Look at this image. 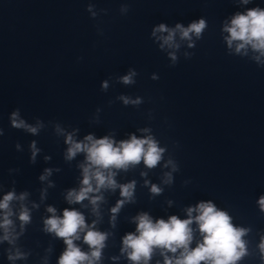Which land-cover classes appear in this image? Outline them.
<instances>
[{"label":"water","instance_id":"95a60500","mask_svg":"<svg viewBox=\"0 0 264 264\" xmlns=\"http://www.w3.org/2000/svg\"><path fill=\"white\" fill-rule=\"evenodd\" d=\"M256 7L264 0H0V186L122 97L223 52L224 24ZM199 19L207 22L201 38L177 32L178 48H161L157 37L167 33L152 34L162 23L171 29ZM130 71L133 83L124 84ZM13 112L37 132L13 127Z\"/></svg>","mask_w":264,"mask_h":264},{"label":"clouds","instance_id":"9594fccd","mask_svg":"<svg viewBox=\"0 0 264 264\" xmlns=\"http://www.w3.org/2000/svg\"><path fill=\"white\" fill-rule=\"evenodd\" d=\"M250 0H241V3L248 4ZM207 28L205 19L191 22L187 27L177 23L175 28H168L165 24H160L153 30V35L157 32L167 33L157 37L161 40V48L179 47L175 43L176 33L179 32L181 39L191 41L194 34L197 39L201 38L202 33ZM223 31L228 35L225 37L229 49L235 45V53L247 55L249 50L255 53L252 59L257 62L264 57V9L259 7L248 9L245 13H236L229 23H225ZM195 45L190 43L189 47ZM173 61L176 56L169 54ZM136 73L130 71L128 75L121 77L124 84L133 83V76ZM107 88V82L102 85ZM121 99L124 103H129L125 97ZM139 100L132 103H139ZM18 112L12 113V126L15 128H26L32 133L37 132L36 127L25 124L24 121L18 120ZM143 131H147L144 129ZM66 143L69 145L67 149L66 159H73L78 153L85 154L86 162L80 165L82 169L83 179L81 187L77 191L69 190L66 199L69 203H80L89 198V194L99 192L101 188L115 190L120 188V195L123 198L117 202L112 208L113 220L115 213L119 211L126 201H131L134 196L135 182L124 185H118L114 179L115 170H127L129 166L139 164L141 161L148 168H154L162 159L163 148L151 137L137 138L132 135L130 139L115 142L112 138L105 136L100 139L87 135L84 141H75L71 134L67 135ZM33 158L35 157V144L32 145ZM50 174V170H46ZM41 179H45L44 176ZM170 180V177H169ZM95 181V187H93ZM152 193L159 194L161 189L153 185ZM26 194H21L19 199H24ZM14 192H9L0 200V210L4 211L0 228L4 229L2 240L10 243V226L12 221L9 217L12 215L10 202L16 199ZM101 196L91 198L93 210H96ZM260 207L264 210V197L259 201ZM47 211L52 215L47 218L45 223V231L54 233L57 237L62 238L66 244V249L59 258V264H95L101 257V249L104 247V241L107 234L94 230L93 226L86 224L84 215L75 209H65L62 216L56 215V209L48 207ZM193 212L197 215L193 216ZM187 219H180L172 215L167 220L156 219L155 221L147 213H141L136 216V234L129 233L123 238V249L128 254V259L134 264H140L151 258L155 248L166 249L172 253L181 250L180 256L174 261L165 257V264H236L245 255V243L242 237L246 230L235 227L231 222V217L224 211L218 210L211 202H201L195 208L187 209ZM19 219L22 224L30 221V215L27 208H22ZM198 224L199 231L203 237L202 242L198 243L194 249H190L189 245L193 240V230L191 225ZM87 229V230H86ZM86 230V231H85ZM84 232L83 241L91 249L90 252H84L78 247L74 241L80 239V233ZM261 251L264 252V242L260 245ZM22 258V254L17 252L10 255L9 259Z\"/></svg>","mask_w":264,"mask_h":264}]
</instances>
